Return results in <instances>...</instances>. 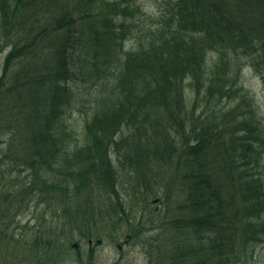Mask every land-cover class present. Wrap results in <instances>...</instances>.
Instances as JSON below:
<instances>
[{
    "label": "trees",
    "instance_id": "16d2710c",
    "mask_svg": "<svg viewBox=\"0 0 264 264\" xmlns=\"http://www.w3.org/2000/svg\"><path fill=\"white\" fill-rule=\"evenodd\" d=\"M161 12L154 30L140 0H0V171L26 172L0 199L3 213L35 202L39 264L78 239L132 238L146 264H257L264 125L242 74L264 84V0H162ZM138 29L145 42L127 50ZM84 76L106 91L78 144L66 116ZM174 191L173 208L152 209Z\"/></svg>",
    "mask_w": 264,
    "mask_h": 264
},
{
    "label": "rangeland",
    "instance_id": "374dc122",
    "mask_svg": "<svg viewBox=\"0 0 264 264\" xmlns=\"http://www.w3.org/2000/svg\"><path fill=\"white\" fill-rule=\"evenodd\" d=\"M140 2L145 13L141 19L140 25H144L145 27L148 26L149 29L152 28L155 30L160 24L162 18V0H140ZM142 37L143 34H141L140 30L138 29L134 32L133 38L126 42L125 48L127 50L138 48L139 42L144 43L146 40L142 39ZM101 81L102 80L95 81V79L89 80L84 76L83 79H79L76 82L75 91L78 95L76 102L77 104L72 108L71 111H69L68 115L66 116V125L70 134V142L73 140L71 143L81 144L83 140L85 115L89 111L88 102L91 101L93 95L96 94V92L102 89L103 86H100ZM104 82L105 85L108 84L107 80H104ZM242 82L253 98L257 116L261 120L262 125H264L263 82L259 76H257L256 72H254L252 68L248 67L244 68L243 70ZM105 91L106 88L104 86L101 92ZM186 96L188 97L187 101H191V95L189 92L186 94ZM1 139L2 138H0V141ZM6 150L7 145L0 144V151L5 152ZM12 150L16 151L19 149L15 145V147H12ZM261 166H264V159L261 161ZM9 168L10 167L6 166L0 171V194L3 192V194L0 195L1 197H4V194H6L7 191L15 194L18 189H21L20 187L23 184V177L26 174V172L19 173L17 171H10L13 168ZM159 187H161V185L156 187L155 193L157 192L156 194L158 197H162V189H158ZM175 193L176 192L174 191L169 199V203L171 205H168L165 200L161 199L159 202L151 205L152 209L155 212L158 210H167L172 206L171 199L175 198ZM23 196L24 195H22V197ZM24 199H27V197H24ZM1 200L2 199H0V214L3 215L8 213L5 215L7 219L3 222V224H7L9 221H12V224L9 228L7 227V229L2 226L0 227V264H39L31 253V249L33 248L31 245L33 236H31V232L26 233L28 232V228H31V226L37 222L38 212H36L34 209L35 202L33 201L30 203H24L17 212L11 210L9 212L3 213L4 206H6L7 203H3V200ZM173 207L174 206L171 208ZM147 214L148 213H146V215ZM134 234L136 235L137 231ZM76 241L79 242V239ZM134 241L135 239L132 238V241L129 240V242L126 244H121L120 250L116 246L117 244L113 245L103 241L100 246L96 247L95 262H92L88 259V254L86 253L88 246L83 240H81L79 242L80 247L77 248L79 249L78 251L74 249V251L70 252L68 257L62 256L57 259L47 258L42 260L41 264H146L147 259L145 249L136 246V244L133 243ZM77 252L81 253L80 258H78ZM253 258L255 261L254 263L264 264V244L255 250V255ZM247 263L251 264L250 259H248Z\"/></svg>",
    "mask_w": 264,
    "mask_h": 264
}]
</instances>
